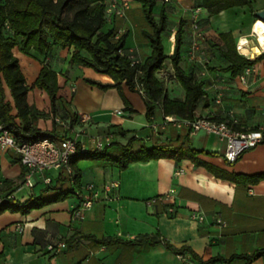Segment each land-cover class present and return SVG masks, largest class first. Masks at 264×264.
<instances>
[{
    "label": "crops",
    "instance_id": "obj_1",
    "mask_svg": "<svg viewBox=\"0 0 264 264\" xmlns=\"http://www.w3.org/2000/svg\"><path fill=\"white\" fill-rule=\"evenodd\" d=\"M109 1L104 0V4ZM116 1L130 3L126 6V14L122 18L105 10L106 24L116 30V36L127 31L122 51H132L138 59H143L150 53L151 47L142 31L148 30V24L142 14L141 3ZM200 1L156 0L167 15L166 31L161 33V36L166 33V54L172 52L174 32L180 27V65L186 71H194L205 92L195 114L236 120L239 129L256 127L264 122V58L256 60L252 65L254 70L247 74L245 81H241L239 74L232 75L230 70L224 69L228 61L220 54L224 46L220 34L231 32L236 44L238 40L243 42L246 39L244 47L247 55H251L248 57L259 55L264 51V22L259 20L255 11L264 9V0H250V5L229 6L212 15L199 6ZM196 6L200 8L195 10ZM195 14L197 26L193 28ZM170 17L173 24L168 25ZM193 42L196 44L193 45ZM72 49L71 46L62 48L54 44L45 53L38 54L31 49L25 54L17 46L12 48L25 78L36 76L43 62L56 71L57 98H62L65 89L71 93L68 104L58 105L59 114L65 115L63 119L67 121L71 111L87 113L90 119L81 127L92 134L112 132L115 144L110 148L111 152L118 151L119 144H124L130 134L140 137L148 146L157 142L178 145L186 135L192 148L203 149L197 154L200 160L243 175L264 173V141L244 150L236 160L227 162L222 156L225 141L215 135L203 130L188 133L172 126L153 128L149 123L155 112L163 116L160 105L148 118L142 95L139 99L129 94L121 86L124 83L120 85L121 92L115 86L97 88L83 77L103 83L111 82V79L89 67L78 66L82 78L69 75L63 67L68 63ZM60 64L62 66L56 68ZM168 71L172 72L170 63L166 70L155 73L161 79V73L168 75ZM173 77L169 80L165 78L166 93L169 97L182 98L183 88L174 78L181 88L180 95L175 93L178 89L172 83ZM27 92V101L38 110L49 102L43 89L28 87ZM217 92L220 93L219 102L214 99ZM124 99L134 111L126 108ZM57 111L53 114L57 115ZM135 111L143 113L144 117L136 119ZM48 121L38 119L37 126L50 130L52 122L49 124ZM125 131L126 134H123ZM77 166L81 176L78 185L73 187L85 192V185L92 182L97 193L91 204L84 207L80 215H74L79 205V197L74 192L26 213L4 210L0 213V264H183L165 242L136 239L147 233H158L175 248H191L203 262L214 257L235 255L229 261L220 259L205 264H245L238 254L264 247V177L253 182H235L214 176L203 164H195L187 157L132 161L124 168L110 161L80 159ZM2 169V180H14L13 186L21 180L23 167L14 154L0 152ZM59 172L52 173L50 184L57 183ZM65 174L62 171V175ZM111 181L117 185L108 187ZM71 184L69 178L64 179L65 187ZM40 188L42 186L38 185V190L32 189V192L38 193ZM17 189L18 186L12 192L21 201L30 194L26 190L17 196ZM160 195H163L160 200L153 203L146 201ZM192 210L204 212L205 218L202 221L193 219L189 213ZM217 217L223 220V225L216 221ZM19 225L21 229L18 231ZM101 239L105 241H98ZM62 240L65 245L58 249L57 243ZM49 244L54 248H49ZM194 260V264H202ZM248 264H264V255Z\"/></svg>",
    "mask_w": 264,
    "mask_h": 264
},
{
    "label": "trees",
    "instance_id": "obj_2",
    "mask_svg": "<svg viewBox=\"0 0 264 264\" xmlns=\"http://www.w3.org/2000/svg\"><path fill=\"white\" fill-rule=\"evenodd\" d=\"M141 3V10L145 16L149 30H142L151 47L150 53L140 63H131L126 53L119 52L124 48L125 38L128 34L123 31L116 36L114 28L102 31L105 24L106 4L104 0H0V125L7 128L19 141L30 142L31 140L49 136L54 139L60 137L58 129L60 124L55 117L65 118V115L53 116L50 130H42L37 126L38 117L43 112L27 101L28 87L26 78L18 63L17 56L12 48L18 47L23 53L34 49L38 54L47 52L54 44L60 47L71 46L72 52L69 61L78 62L93 68L94 71L108 75L111 82H100L86 78L88 83L100 88L115 86L121 92L120 85L124 83L128 88L138 91L136 85L143 87L142 95L145 103V115L150 118L154 108L160 105L162 114H176L180 117H194L195 109L204 100V88L194 71L185 70L181 67L180 49L182 46V29L176 28L174 32V48L171 53L164 52L161 42V33L167 28V15L164 7H160L157 16H154L153 8L156 0H133ZM248 4L250 0H201L199 6L206 9L208 15L216 14L223 8ZM258 20V19H256ZM224 43L220 51L221 56L228 61L224 69L230 70L232 75L240 74L246 66L264 58V51L253 58L238 53L236 41L231 32L220 34ZM169 62L175 80L182 86L183 97L168 96L163 80L156 75V71L164 68ZM34 83L43 89L49 97L52 112L57 111L56 105L58 82L56 71L47 63H42ZM4 85L8 88L11 100L6 98ZM129 111H134L125 99ZM213 118V117H212ZM215 118V117H214ZM70 125L78 123L77 113L71 111L68 116ZM219 119V118H216ZM66 120V119H64ZM224 120V119H220ZM239 129L235 123L232 124ZM57 128V130H56ZM55 130L57 133H55ZM126 134L125 132H122ZM115 142L112 140L103 148L82 147L77 142L76 149L69 157V164L73 176L59 172V178L55 184H47L39 189L38 193L32 192L23 201L17 199L12 192L19 186L21 180L14 185V180L0 178V213L4 210L29 212L33 208L40 207L51 201L61 200L74 194L80 180L77 162L80 159L98 161H110L117 164L119 168L126 167L132 161H144L157 159L158 157H174L175 159L189 158L195 164H203L214 176L232 180L235 182L257 181L264 177V173L256 175L239 174L198 159L197 154L203 149H194L187 142L186 135L178 145L164 142L153 143L148 146L135 134H130L124 144H119V150L115 153L110 151ZM208 152V151H206ZM23 173V169L21 174ZM69 178L72 184L64 186V179ZM13 186V187H12ZM78 189V188H77ZM138 240H149L150 242L163 241L175 252L187 251L202 264L212 263L224 259L229 261L233 258L214 257L205 262L195 255L188 247L175 248L164 238L156 234H142L137 236ZM104 242V239L98 240ZM264 255V247L255 248L249 253L238 254L245 260V264L255 258Z\"/></svg>",
    "mask_w": 264,
    "mask_h": 264
},
{
    "label": "built area",
    "instance_id": "obj_3",
    "mask_svg": "<svg viewBox=\"0 0 264 264\" xmlns=\"http://www.w3.org/2000/svg\"><path fill=\"white\" fill-rule=\"evenodd\" d=\"M166 1V0H164ZM126 6L124 3L121 4L116 0H110L106 5V12H113L114 15L124 18ZM200 7L196 6L195 10ZM192 26L195 28L197 26V16L196 14L192 18ZM196 43L193 42V45ZM236 49L240 51L243 55L247 53L242 52L239 42L236 44ZM119 52L126 53L131 63H140L142 59H138L132 51L123 52L119 49ZM252 65L246 66L238 75L241 81L246 80L247 74L252 71ZM138 91L143 92V87L141 85H136ZM216 102L221 100L220 93L217 92L214 97ZM161 122L155 124L152 121L149 123L153 128L160 127L164 128L166 126H172L175 129H184L188 133L203 130L209 134L217 136L219 139L225 141V148L222 152V156L227 162H232L236 160L244 150L255 147L258 143L264 141V122L258 123L256 127L249 129H238L232 126L236 120H220L212 118L209 115L196 114L194 117H180L176 114H162ZM78 123L70 125L69 121L60 119L58 116L55 117L56 122L60 124L58 133L60 137L58 139L51 138L49 136H44L43 138L31 140L30 142L19 141L14 137L10 131L4 126L0 125V152H10L17 156L19 163L23 167L22 181L21 185L28 188V191L32 193V189L36 185H41L42 187L50 184L52 182L53 172H59V170L65 171V173L71 178L73 175L72 168L69 164V157L76 149L77 142L80 143L82 147H94L101 149L104 145L109 144L113 140L112 132H103L100 134H92L85 131L81 127L90 118L87 113L77 114ZM81 123V124H80ZM80 125L77 129L76 125ZM117 184L115 181H111L108 187H115ZM86 191L83 192L81 189H76L75 194L79 197V205L75 208L74 215H80L84 207H88L93 197L96 195L97 191L94 189L92 182H88L85 185ZM251 189H249L250 191ZM168 194H165L167 196ZM160 196H153L148 198L146 201L148 203H153L160 200ZM171 210V208H170ZM190 216L197 220L202 221L205 218V213L199 210H192L189 212ZM216 221L224 224L223 220L217 217ZM18 231L21 229L19 225L17 227ZM65 243L60 241L57 243V248H63ZM49 248L54 247L49 244ZM183 264H194V257L185 250L181 252H176ZM216 264V263H215Z\"/></svg>",
    "mask_w": 264,
    "mask_h": 264
},
{
    "label": "rangeland",
    "instance_id": "obj_4",
    "mask_svg": "<svg viewBox=\"0 0 264 264\" xmlns=\"http://www.w3.org/2000/svg\"><path fill=\"white\" fill-rule=\"evenodd\" d=\"M133 1V0H132ZM134 3H137V4H139V2L137 1H133ZM119 3H121V4H125V5H129L130 3H128L127 1L126 2H122V1H119ZM159 7H160V5L157 3V4H155V6H154V8H153V12H154V15L155 16H157V13H158V11H159ZM172 20H173V18L172 17H170L169 18V20H168V25H171V24H173V22H172ZM107 22V21H106ZM106 22H105V24L101 27V30L102 31H107L110 27L106 24ZM146 28L149 30V27L146 25ZM253 37V36H252ZM161 42H162V44H163V46H164V52L166 53L167 52V49H168V44H167V40H166V33H163L162 34V36H161ZM72 52V51H71ZM71 52L69 53V56H68V63H66V65H64V67H63V70H68L69 71V75L70 74H72L73 76H79V77H81L82 78V74H81V70H80V68L79 67H89V66H87V65H82L81 63H78V62H70L69 61V59H70V56H71ZM248 56H251V55H249L248 54ZM39 58V57H38ZM22 66H23V69L25 70V67H26V65L24 64V62L22 63ZM60 66H62L61 64L60 65H58L56 68H60ZM79 66V67H78ZM169 67V62H167L166 63V66L164 67V68H162V69H160V70H166L167 68ZM90 69H93V68H91V67H89ZM170 70V69H169ZM94 71V70H93ZM171 71V70H170ZM170 71H168L169 72V74L167 75L166 73H161V79L163 80V83L166 81L165 80V78L167 79L168 78V80L173 76V72H170ZM99 73V72H98ZM59 74V73H58ZM63 75H64V73H62ZM99 74H102V75H104V76H106V78L107 79H109L110 77L108 76V75H106V74H104V73H99ZM86 76H84L83 77V80H85L86 82H88L87 80H86ZM34 80H35V75H32L31 77H26V84H27V87H29V89H30V87H32V88H39L35 83H34ZM63 82V80H61V83ZM172 83H173V85L174 86H176L177 87V91H175V93H177V95H180V93H181V86L179 87V85H177L176 84V82H175V80H174V77H173V80H172ZM95 87H97L96 85H94ZM122 86V88H124L126 91H128V93L129 94H133V96H135V97H137V98H139L140 99V93L138 92V91H133V90H131L130 88H126V86L124 85V84H122L121 85ZM65 87H67V86H65ZM98 88V87H97ZM100 88V87H99ZM66 91V92H65ZM65 91H63V94H62V98H56V105L58 104H60L61 106H63L64 104H68L69 103V101H70V95H71V93H69L68 92V90L67 89H65ZM4 93H6V98L7 99H10L11 98V95H10V93H9V91H8V88L6 87V85H4ZM41 112H43V115L42 116H40V117H38V119H41V120H45V121H47V120H49L48 121V123L50 124L51 122H53V116H54V114H53V112H52V108H51V105H50V103L49 102H47L46 103V105L45 106H43V108L40 110ZM59 114V111H57V115ZM155 117L151 120L153 123H155V124H157V123H159V122H161V119H162V117H161V115L159 114V112H155ZM134 116H137V118L136 119H138V118H142V117H144L143 116V113L141 114L139 111H135L134 112ZM37 119V120H38ZM38 122V121H37ZM148 123V122H147ZM76 128L77 129H79L80 128V125H77L76 126ZM87 132H89V131H87ZM90 133V132H89ZM0 174H1V176H3V174H4V171H3V169L2 170H0ZM21 188V189H20ZM20 191H19V190ZM18 189L15 191V192H18L17 193V196H19V195H21L23 192H25L26 190H28V188H26L25 186H23V185H21L20 187H18ZM34 190H38V185H36V186H34V188H33Z\"/></svg>",
    "mask_w": 264,
    "mask_h": 264
},
{
    "label": "water",
    "instance_id": "obj_5",
    "mask_svg": "<svg viewBox=\"0 0 264 264\" xmlns=\"http://www.w3.org/2000/svg\"><path fill=\"white\" fill-rule=\"evenodd\" d=\"M255 14L258 18L264 21V9H258L255 11Z\"/></svg>",
    "mask_w": 264,
    "mask_h": 264
},
{
    "label": "bare ground",
    "instance_id": "obj_6",
    "mask_svg": "<svg viewBox=\"0 0 264 264\" xmlns=\"http://www.w3.org/2000/svg\"><path fill=\"white\" fill-rule=\"evenodd\" d=\"M259 20H261L260 18H259ZM262 21V20H261ZM262 22H264V21H262ZM256 27V26H255ZM243 42H240L239 40H238V42H239V45H240V48H241V50H242V52H245V53H247V50H246V48L244 47V44H245V42H247L246 41V39H244V40H242Z\"/></svg>",
    "mask_w": 264,
    "mask_h": 264
}]
</instances>
